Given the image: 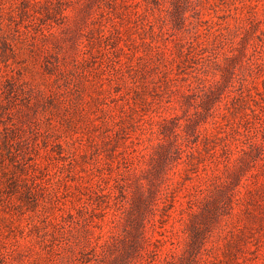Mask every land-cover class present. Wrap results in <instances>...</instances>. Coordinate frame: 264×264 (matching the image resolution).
<instances>
[{
  "label": "rangeland",
  "instance_id": "rangeland-1",
  "mask_svg": "<svg viewBox=\"0 0 264 264\" xmlns=\"http://www.w3.org/2000/svg\"><path fill=\"white\" fill-rule=\"evenodd\" d=\"M0 264H264V0H0Z\"/></svg>",
  "mask_w": 264,
  "mask_h": 264
}]
</instances>
